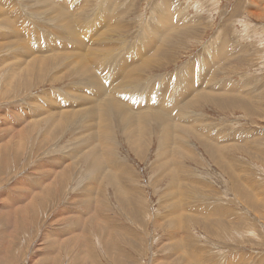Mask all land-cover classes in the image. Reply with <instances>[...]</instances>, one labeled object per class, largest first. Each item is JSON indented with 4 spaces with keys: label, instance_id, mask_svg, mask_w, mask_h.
<instances>
[{
    "label": "rangeland",
    "instance_id": "rangeland-1",
    "mask_svg": "<svg viewBox=\"0 0 264 264\" xmlns=\"http://www.w3.org/2000/svg\"><path fill=\"white\" fill-rule=\"evenodd\" d=\"M0 264H264V0H0Z\"/></svg>",
    "mask_w": 264,
    "mask_h": 264
},
{
    "label": "bare ground",
    "instance_id": "bare-ground-1",
    "mask_svg": "<svg viewBox=\"0 0 264 264\" xmlns=\"http://www.w3.org/2000/svg\"><path fill=\"white\" fill-rule=\"evenodd\" d=\"M48 2H49V1H48ZM65 2H66V1H65ZM47 4H49V3H46V5H44V6H47ZM50 4H51V3H50ZM50 4H49V6H50ZM162 4H163L164 7H165V4H164V3H162ZM44 6H43V7H44ZM62 6H63V5H62ZM47 7H48V6H47ZM55 7H57V6H55ZM48 8H49V7H48ZM48 8H46V9L48 10ZM109 8H112V7H109ZM53 9H54V8H53ZM58 9H59V8H58ZM66 9H67V8H66ZM66 9H65V10H66ZM129 9H130V8H129ZM165 9H166V7H165ZM165 9H164V10H165ZM92 10H93V9H92ZM106 10H108V12L106 11L107 13H110V9H106ZM54 11H55V10H54ZM54 11H52L53 14L56 12V11H55V12H54ZM64 12H65V11H64ZM106 12H105V13H106ZM111 12H112V11H111ZM107 13H106V15H107L108 18H109L110 15H108ZM53 14H52V15H53ZM57 14H58V13H57ZM59 14H60V13H59ZM70 14L73 15L72 13H70ZM90 14H91V13H90ZM92 14H93V13H92ZM95 14H96V13H95ZM111 14H112V13H111ZM86 15H87V14H86ZM64 16H65V15H64ZM69 16H70V15H69ZM103 16H105V14H104ZM112 16H113V15H111L110 18H111ZM52 17H53V16H52ZM59 17H60V16H59ZM71 17H72V16H71ZM95 17H96V16H95ZM63 18H64V17H63ZM110 18H109V19H110ZM158 18H159V17H158ZM168 18L170 19L171 17H168ZM54 19H55V17H54ZM56 19L58 20V18H56ZM59 19H60V18H59ZM169 19H168V20H169ZM171 19H173V17H172ZM60 20H61V19H60ZM60 20H59V21H60ZM64 20H65V19H64ZM68 20H69V19H68ZM74 20H75V19H74ZM158 20H160V19H158ZM161 20H162V19H161ZM168 20H167V21H168ZM181 20H183V19H180V21H178V22H181ZM43 21H44V20H42L41 22H43ZM59 21H58V22H59ZM71 21H72V20H71ZM173 21H174V22L171 21V24H170V23H169V24L172 25V23H175V22H176L174 19H173ZM62 22H63V21H62ZM156 22H157V21H156ZM159 22H162V24H159V26H162V25H163L162 27H164V28L170 26V25L168 26V24L166 23V21H165L164 23H163V20H162V21H159ZM66 23H67V22H66ZM68 23H70V21H68ZM107 23H108V22H107ZM181 23H183V22H181ZM58 24H60V23H58ZM64 24H65V23H64ZM77 24H78V23H77ZM88 24H89V23H88ZM157 24H158V22H157ZM174 25H175V24H174ZM68 26H69V24H68ZM107 26H108V25H107ZM107 26H106V27H107ZM118 26H119V25H118ZM154 26L156 27V25H154ZM177 26H178V25H177ZM66 27H67V26H66ZM74 27H75V26H74ZM99 27H100V26H99ZM126 27H127V26H126ZM162 27H161V28H162ZM96 28H97V27H96ZM119 28H120V27H119ZM156 28H157V27H156ZM181 28H182V27H181ZM98 29H99V28H98ZM105 29H106V28H105ZM107 29H109V28H107ZM115 29H117V28H115ZM124 29H125V27H124ZM170 29H171V28H170ZM71 30H73V29H71ZM150 30H151V29H150ZM150 30H149V32H148L149 34H150ZM152 30H153V29H152ZM152 30H151V32H152ZM157 30H158V31H157ZM157 30L154 29L155 32H158V33H159V31H160V30H159V27H158ZM161 31H163V29H161ZM111 32H112V31H111ZM111 32H110V33H111ZM166 32H167V31H166ZM158 33H157V35H158ZM162 33H163V32H162ZM177 33H178V32H177ZM74 34H75V33H74ZM102 34H103V33H102ZM102 34H101V36H103ZM105 34H106V33H105ZM152 34H153V32H152ZM94 35H95V34H94ZM107 35H108V31H107ZM74 36H75V35H74ZM96 36H97V35H96ZM150 36H151V35H150ZM107 37H108V36H107ZM148 37H149V36H148ZM151 37H152V36H151ZM153 37H154V35H153ZM165 37H166V36H165ZM175 37H176V36H175ZM175 37H174L173 39H175ZM77 38H78V37H77ZM77 38H75V40H76ZM101 38H103V37H101ZM154 38H155V37H154ZM157 38H159V37H157ZM169 38H170V37H169ZM73 39H74V37H73ZM73 39H72V40H73ZM108 39H109V38H108ZM148 39H151V42H152V40H153V39L150 38V37H149ZM176 39H177V37H176ZM75 40H74V41H75ZM77 40L79 41V39H77ZM77 40H76V41H77ZM80 40H81V39H80ZM76 41H75V42H76ZM146 41H147V40H146ZM151 42H149V43L151 44ZM158 42H159V41H158ZM78 43H79V45H81V44H82V41H81V44H80V42H78ZM78 43H77V45H78ZM100 43H101V42H100ZM106 43H107V45H108V42H106ZM144 43H145V42H144ZM223 43H224V42H223ZM145 44L148 45V43H145ZM145 44H144V46H146ZM150 44H149V45H150ZM152 44H155V43H152ZM25 45H26V44H25ZM79 45H78V46H79ZM96 45H97V44H96ZM103 45H104V42H103ZM149 45H148V46H149ZM156 45H157V44H156ZM156 45H155V46H156ZM158 45H159V44H158ZM160 45H161V43H160ZM160 45H159V47H160ZM163 45H166V43L163 44ZM223 45H224V44H223ZM227 45H228V43H227ZM27 46H28V45H27ZM53 46H54V45H53ZM84 46H85V45H84ZM84 46H80L79 48L77 47V51H78V49H80L81 47H84ZM105 46H106V44H105ZM148 46H147V47H148ZM150 46H151V45H150ZM24 47H25V46H24ZM39 47H41V46H39ZM55 47H56V46H55ZM101 47H102V45H101ZM152 47H153V46H152ZM159 47H158V48H159ZM161 47H162V46H161ZM226 47H227V46H226ZM226 47L224 46L223 49H225ZM22 48H23V47H22ZM25 48H26V47H25ZM97 48H98V47H97ZM106 48H107V47H106ZM139 48H140V46L138 47V49H139ZM155 48H156V47H155ZM82 49H83V48H82ZM110 49H111V48H110ZM112 49H113V48H112ZM143 49H145V48H143ZM148 49H149V48H148ZM159 49H161V48H159ZM218 49H222V48H219V47H218ZM218 49H217V50H218ZM223 49H222V50H223ZM29 50H32V49H29ZM39 50H40V49H39ZM41 50H42V49H41ZM66 50H67V49H66ZM84 50H85V47H84ZM149 50H150V49H149ZM151 50H152V49H151ZM151 50H150V51H151ZM153 50H154V49H153ZM156 50H157V49H156ZM226 50H227V48H226ZM26 51H27V48H26ZM44 51H45V50H44ZM64 51H65V50H64ZM71 51H72V50H71ZM86 51H87V50H86ZM144 51H145V50H144ZM154 51H155V50H154ZM69 52H70V51H69ZM89 52H90V51H89ZM218 52H219V51H218ZM27 53H29V52L27 51ZM72 53L75 54V50H74V52H72ZM72 53L70 54L71 56H72ZM78 53H79V52H78ZM106 53H107V52H106ZM149 53H150V52H149ZM209 53H211V52L209 51ZM219 53H220V52H219ZM219 53H218V55H219ZM68 54H69V53H68ZM80 54H81V52H80ZM83 54L85 55L84 52H83ZM140 54H141V53H140ZM151 54H152V53H151ZM151 54L149 55L150 57L152 56ZM223 54H224V52H223ZM65 55H66V53H65ZM70 55H69L68 58H69V59H70V58L72 59L73 57H70ZM76 55H78V54H75V56L73 55L74 58H75V57H78V56H76ZM145 55H146V54H145ZM147 55H148V53H147ZM208 55H209V54H208ZM211 55H212V54H211ZM218 55H217V56H218ZM224 55H225V54H224ZM25 56H26V55H25ZM97 56H98V55H97ZM97 56H96V57H97ZM215 56H216V54H215ZM217 56H216V57H217ZM228 56H229V55H228ZM62 57H63V56H62ZM65 57L67 58V56H65ZM82 57H83V56H82ZM82 57H81V58H82ZM126 57H127V56H126ZM134 57H136V56H133V58H134ZM143 57H144V59H147L145 56H143ZM150 57H149L148 59H150ZM210 57H211V56H210ZM74 58H73V59H74ZM81 58L79 57V59H81ZM98 58H99V57H98ZM139 58H140V57H139ZM212 58H213V57H212ZM69 59H68V60H69ZM71 59H70V60H71ZM75 59L78 60V58H75ZM99 59H100V58H99ZM111 59H112V58H111ZM41 60H42V59H41ZM61 60H62V59H61ZM63 60H64V59H63ZM63 60H62V61H63ZM93 60H94V59H93ZM96 60H97V58H96ZM96 60H95V61H96ZM118 60H119V59H118ZM129 60H130V59H129ZM134 60H135V58H134ZM220 60H221V59H220ZM222 60H223V59H222ZM222 60H221L220 62H222ZM25 61H26V60H25ZM74 61H75V60H74ZM74 61H73V62H74ZM91 61H92V59H91ZM91 61H90V62H91ZM104 61H106V60H104ZM104 61H103V62H104ZM213 61H216V60H213ZM71 62H72V61H71ZM77 62H78V61H77ZM79 62H80V61H79ZM81 62H82V65H81V67H82V68H81V71H82V72H86V73L89 72V69H88L89 67H88V64H87L88 62H86L84 59H81ZM90 62H89V64H92V63H90ZM97 62H100V61H97ZM101 62H102V61H101ZM106 62H107V61H106ZM121 62H122V60H121ZM127 62H128V61H127ZM133 62H134V61H133ZM133 62H132V63H133ZM135 62H136V61H135ZM137 62H138V60H137ZM140 62H141V61H140ZM148 62H149V60H148ZM192 62H193V61H192ZM34 63H35V62H34ZM64 63H65V62H64ZM66 63H67V61H66ZM107 63H108V62H107ZM109 63H110V62H109ZM144 63H145V62H144ZM149 63H150V62H149ZM215 63H216V62H215ZM93 64H94V62H93ZM104 64H105V63H104ZM123 64H124V63H123ZM125 64H126V63H125ZM129 64H130V63H129ZM129 64H128V65H129ZM134 64H136V63H133V64H131V65H134ZM139 64H140V63H139ZM147 64H148V63H145V65H144V64H142V65H143V67H144V66H146ZM151 64H152V63H151ZM151 64H150V65H151ZM67 65H68V63H67ZM71 65H72V64H71ZM119 65H120V64H119ZM119 65H118V67H114V68H118V69H119ZM121 65H122V64H121ZM136 65H137V64H136ZM136 65H134V66H136ZM140 65H141V64H140ZM103 66H104V65H103ZM106 66H107V65H106ZM108 66H110V65H108ZM112 66H113V65H112ZM122 66H124V65H122ZM190 66H191V65H190ZM94 67H95V66H94ZM97 67H98V66H97ZM131 67H132V66H131ZM136 67H139V66L137 65ZM105 68H107V67H105ZM110 68H111V67H110ZM112 68H113V67H112ZM120 68H121V66H120ZM124 68H125V67H123V69H124ZM126 68H127V67H126ZM128 68H129V69H128ZM128 68L125 69V73L127 72L126 70H128V72H129V70H130V65H129ZM134 68H135V67H134ZM187 68H189V67H187ZM91 69H92V68H91ZM93 71H94V70H93ZM108 71H110V70L108 69ZM115 71H116V70H115ZM117 71H119V70H117ZM122 71H123V70H122ZM131 71H132V68H131ZM139 71H140V69H139ZM196 71H197V70H196ZM198 71H199V70H198ZM96 72H97V71H96ZM106 72H107V71H106ZM111 72H112V70H111ZM113 72H114V71H113ZM134 72H135V71H134ZM190 72H191V71H190ZM193 72H194V71H193ZM201 72H202V70H201ZM123 73H124V72H123ZM199 73H200V72H199ZM204 73H205V72H204ZM210 73H211V72H210ZM95 74H97V73H95ZM194 74H195V73H194ZM202 74H203V72H202ZM101 75H102V74H101ZM116 75H117V74H116ZM183 75H184V74H183ZM97 76H98V75H97ZM119 76H120V75H117V77H119ZM206 76H207V75H206ZM208 76H209V75H208ZM114 77H115V76H114ZM114 77H113V78H114ZM117 77H116V78H117ZM180 77H181V76H180ZM100 78H102V76H101V77L99 76V79H100ZM116 78H114V79H116ZM120 78H121V77H120ZM187 78H188V77H187ZM88 79H89V78H88ZM96 79H97V77H96ZM96 79H95V80H96ZM193 79H194V78H193ZM91 80H92V79H91ZM119 80H120V79H119ZM183 80H184V79H183ZM203 80H204V79H203ZM206 80H207V79H206ZM100 81H103V79L100 80ZM100 81H98V83H102V82H100ZM187 81H189V80H187ZM84 82H85V81H84ZM230 82H231V81H230ZM111 83H112V81H111ZM115 83H116V82H115ZM118 83H119V82H118ZM208 83H209V82H208ZM232 83H233V82H232ZM81 84H82V83H81ZM90 84H91V83H90ZM164 84H165V83H164ZM167 84H168V83H167ZM185 84H186V83H185ZM84 85H85V83H84ZM86 85H87V84H86ZM86 85H85V86H86ZM88 85H89V84H88ZM88 85H87V87H88ZM94 85H95V84H94ZM104 85H105V84H104ZM115 85H116V84H115ZM92 86H93V85H92ZM96 86H98V85H96ZM190 86H191V85H190ZM237 86H238V85H237ZM237 86H235V87H237ZM87 87H86V88H87ZM100 87H101V86H100ZM100 87H99V88H100ZM106 87H107V86H106ZM111 87H112V86H111ZM117 87H118V86H117ZM218 87H219V86H217V88H218ZM223 87H224V86H223ZM227 87H228V86H227ZM238 87H239V86H238ZM93 88H94V87H93ZM109 88H110V87H109ZM122 88H123V87H122ZM187 88H188V87H187ZM210 88H211V87H210ZM231 88H232V87H231ZM106 89L108 90V88H106ZM110 89H111V88H110ZM195 89H196V88H195ZM218 89H220V87H219ZM86 90H87V89H86ZM99 90H100V89H99ZM104 90H105V88H104ZM223 90H225V89H223ZM91 91H93V89H92ZM109 91H110V90H109ZM196 91H197V90H196ZM199 91H201V90L199 89L197 92H199ZM203 91H204V90H203ZM205 91H207V90H205ZM205 91H204V92H205ZM225 91H226V90H225ZM229 91H230V90H229ZM232 91H233V90H232ZM236 91H237V90H236ZM188 92H189V91H188ZM188 92H187V93H188ZM194 92H195V91H194ZM197 92H196V93H197ZM210 92H211V91H210ZM210 92H209V93H210ZM215 92H216V91H215ZM90 93H91V92H90ZM101 93H102V92H101ZM105 93H106V92H105ZM113 93H114V92H113ZM184 93H186V91H185ZM187 93H186V94H187ZM190 93H191V92H190ZM231 93H232V92H231ZM91 94H92V93H91ZM94 94H95V92H94ZM188 94H189V93H188ZM188 94H187V95H188ZM207 94H208V93H207ZM214 94H216V93H214ZM218 94H219V92H218ZM220 94H222V93H220ZM223 94H224V93H223ZM223 94H222V95H223ZM227 94H228V93H227ZM233 94H234V93H233ZM233 94H232V95H233ZM84 95H85V94H84ZM92 95H93V94H92ZM96 95H97V93H96ZM101 95H102V94H101ZM180 95H181V94H180ZM183 95H184V94H183ZM197 95H198V94H197ZM229 95H230V94H229ZM77 96H78V95H77ZM85 96H86V95H85ZM94 96H95V95H94ZM106 96H107V95H106ZM192 96H193V95H192ZM210 96H211V95H210ZM213 96H215V95H213ZM234 96H235V95H234ZM73 97H74V96H73ZM194 97H195V96H194ZM207 97H208V96H207ZM215 97H216V96H215ZM220 97H221V96H220ZM225 97H226V95H225ZM75 98H76V97H75ZM77 98H79V97H77ZM81 98H82V97H81ZM90 98H91V96L89 97V100H91ZM125 98H126V97H125ZM186 98H187V97H186ZM208 98H209V97H208ZM216 98H219V97L217 96ZM231 98H234V97L232 96ZM50 99L53 100L52 98H50ZM69 99H70V98H69ZM73 99H74V98H73ZM93 99H94V98H93ZM99 99H100V98H99ZM101 99H102V98H101ZM187 99H188V98H187ZM75 100L77 101V99H75ZM95 100H98V97L95 98ZM194 100H195V99H194ZM202 100H203V99H202ZM205 100H206V99H205ZM213 100H214V99H213ZM78 101H79V100H78ZM101 101H102V100H101ZM101 101H100V102H101ZM176 101H177V100H176ZM183 101H184V100H183ZM186 101H187V100H186ZM207 101H208V100H207ZM228 101H229V100H228ZM53 102H55V101H53ZM81 102H82V101H81ZM83 102H84V101H83ZM86 102H87V101H86ZM180 102H181V101H180ZM235 102L243 103V102H244V99L239 98L238 100L236 99ZM77 103H78V102H77ZM84 103H85V102H84ZM91 103H92V102H91ZM95 103H96V102H95ZM186 103H188V102H186ZM224 103H225V102H224ZM230 103H231V101H230ZM230 103H229V104H230ZM53 104H54V103H53ZM69 104H70V103H69ZM135 104H137V103H135ZM233 104H234V103H233ZM51 105H52V104H51ZM65 105H66V104H65ZM93 105H95V104H93ZM128 105H129V104H128ZM188 105H189V104H188ZM35 106H36V105H35ZM49 106H50V105H49ZM49 106H48V107H49ZM66 106H68V105H66ZM89 106H90V104H89ZM95 106H96V105H95ZM125 106H126V105H125ZM135 106H136V105H135ZM180 106H181L180 108L182 109V105H180ZM232 106H233V105H232ZM62 107H63V106H62ZM62 107H61V109H62ZM68 107H69V106H68ZM70 107H73V106H70ZM87 107H88V106H87ZM93 107H94V106H93ZM102 107H103V106H102ZM116 107H117V106H116ZM183 107H184V106H183ZM66 108H67V107H66ZM90 108H92V107H90ZM94 108H95V107H94ZM133 108H134V107H133ZM178 108H179V107H178ZM187 108H188V107H187ZM45 109H46V108H45ZM49 109H50V107H49ZM63 109H64V108H63ZM68 109H70V108H68ZM68 109H66V112L63 113V114H66V115H65V118H68V119H69V118H77V119H78V117H79V118H80L79 121L77 122V120H76V122H75V123H77V124H78L79 122L82 123V121H84V119L87 118V117H86L87 115H85V113H87V114L89 113L88 118H89V117H92V116L95 114V112H94L95 110H93V109L91 110V109H89V107H88V109L90 110V112H87L86 109H85L86 112H85V111L83 112V111H77V110H76V111H73V112H74L73 114H72L71 112H70V114H68V111H70V110H68ZM72 109H73V108H72ZM76 109H77V108H76ZM95 109H96V108H95ZM113 109H115V106H114V105H111L110 107H109V105H108V107H106L105 110L103 111V112H104L103 114H110V115H112L111 113H112ZM137 109H138V108H137ZM185 109H186V108H185ZM189 109H190V108H189ZM189 109H188V111H190ZM46 110H48V109H46ZM89 110H88V111H89ZM96 110H97V109H96ZM100 110H101V109H100ZM142 110H143V108H142ZM149 110H150V109H149ZM149 110H145V111L147 112V111H149ZM178 110H180V109H178ZM53 111H54V110H51V109L48 110V112H50V113L53 112ZM64 111H65V110H64ZM153 111H154V110H153ZM182 111H183V110H182ZM182 111H181V113H182ZM100 112H102V111H100ZM114 113H115V111L113 112V114H114ZM117 113H118V112H117ZM117 113H116V114H117ZM121 113H123V112H121ZM121 113H120V114H121ZM186 113H187V112H186ZM38 114H39V113H38ZM96 114H97V111H96ZM98 114H99V113H98ZM98 114H97V115H98ZM103 114H102V115H103ZM116 114H114L113 116L116 117ZM120 114H119V116H120ZM145 114H146V113H145ZM171 114H172V113H171ZM179 114H180V113H179ZM179 114H177V115H179ZM33 115H34V114H33ZM71 115H72V116H71ZM97 115H96V116H97ZM148 115H149V114H148ZM35 116H36V114H35ZM117 116H118V114H117ZM122 116H123V114H122ZM138 116H139V115H138ZM63 117H64V116H63ZM94 117H95V116H94ZM98 117H99V116H98ZM101 117H102V116H101ZM129 117H130V118H129ZM139 117H141V116H139ZM139 117H138V118H139ZM142 117H143V116H142ZM147 117H149V116H146L145 118H147ZM88 118H87V120H88ZM96 118H97V117H95L94 119H96ZM125 118H126L125 120L128 121L129 123H132V124H136V123H137V122H136V116H135L134 114H131V113H129V112H128V114L125 113ZM164 118H165V117H164ZM179 118L181 119V117H179ZM179 118H177V119H179ZM54 119H55V117H54ZM63 119H64V118H63ZM92 119H93V117H92ZM116 119H117V118H116ZM121 119H122V118H121ZM121 119H120V120H121ZM169 119H170V118H169ZM32 120H33V119H32ZM65 120H66V119H65ZM125 120H124V121H125ZM141 120H142V118H141ZM143 120H144V119H143ZM99 121H100V120H99ZM102 121H103V120H102ZM116 121H117V120H116ZM124 121H121V122H124ZM126 121H125V122H126ZM149 121H150V120H149ZM156 121H161V123L164 122V121H163V118H160V117H157V118H156ZM173 121H174V120H173ZM25 122H26V121H25ZM69 122H70V119H69ZM85 122H86V120H85ZM85 122H84V123H85ZM87 122H88V121H87ZM87 122L85 123V125H87L86 128L89 127V125H90L89 122H88V124H87ZM125 122H124V123H125ZM150 122H151V121H150ZM84 123H83V124H84ZM119 123H120V122H119ZM165 123H166V122H165ZM22 124H23V123H22ZM117 124H118V123H117ZM156 124H157V122H156ZM158 124H159V123H158ZM69 125H71V124H69ZM159 125H160V124H159ZM55 126H56V125H55ZM61 126H62V125H61ZM72 126L74 127V125H72ZM79 126H80V125H79ZM90 126H92V125H90ZM118 126H119V125H118ZM156 126H157V125H156ZM156 126H155V127H156ZM160 126H161V125H160ZM174 126H175V124H174ZM56 127H57V126H56ZM56 127H55V128H56ZM77 127H78V126H77ZM77 127H76V128H77ZM84 129H85V128H84ZM84 129H83V130H84ZM157 129H158V126H157ZM170 129H171V128H170V124L167 122V130H169L170 133H171L172 131H171ZM124 130H125V129H124ZM160 130H161V128H160ZM165 130H166V129H165ZM174 130H175V129H174ZM128 131H129V130H128ZM184 132H185V131H184ZM92 134H93V133H92ZM109 134H110V133H109ZM166 134H168V133H166ZM171 134H172V133H171ZM103 135H105V137H106L107 133H105V134H103ZM179 135H180V134H179ZM181 135H182V134H181ZM181 135H180V136H181ZM107 136H108V135H107ZM109 136H110V135H109ZM163 136H164V134H163ZM167 136H169V135H167ZM167 136H166V137H167ZM180 136H179V137H180ZM87 137H88V136H87ZM105 137H104L103 139H106V140H107L108 137H106V138H105ZM166 137H165V138H166ZM108 139H110V137H109ZM162 139H163V138H162ZM84 140H85V139H84ZM106 140H105V142H106ZM163 140H164V139H163ZM163 140H162V141H163ZM96 141H97V140H96ZM107 142H108V141H107ZM183 142H184V141H183ZM185 142H186V141H185ZM85 144H86V143H85ZM162 145H163V144H162ZM165 145H166V143L164 144V146H165ZM89 150H90V149H89ZM93 150L96 151L97 149H96V150L93 149ZM91 151H92V150H91ZM98 151H99V150H98ZM93 153H94V152H93ZM95 153L98 155L97 152H95ZM96 154H93V156L95 155V157H93V158H95L96 161H98V162H100V163L102 164V161H103V160L101 161V159H100L101 157L99 158L98 156H96ZM102 159H104V158L102 157ZM103 162H104V161H103ZM67 163H68V162H67Z\"/></svg>",
    "mask_w": 264,
    "mask_h": 264
}]
</instances>
